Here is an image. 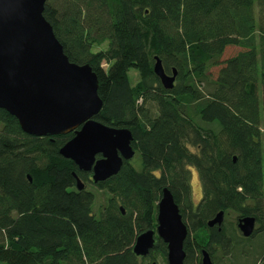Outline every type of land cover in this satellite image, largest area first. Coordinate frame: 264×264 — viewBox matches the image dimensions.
Returning a JSON list of instances; mask_svg holds the SVG:
<instances>
[{"label":"trees","instance_id":"16d2710c","mask_svg":"<svg viewBox=\"0 0 264 264\" xmlns=\"http://www.w3.org/2000/svg\"><path fill=\"white\" fill-rule=\"evenodd\" d=\"M45 2L64 54L97 75L94 119L131 132L141 168L125 161L93 184L106 194L97 219L95 194L75 184V175L86 185L91 174L59 153L75 132L35 137L0 109V262L154 264V254L166 262L159 238L147 257L132 251L140 233L157 227L164 188L187 227L184 264H201L202 249L212 260L231 255L225 226L207 227L218 212L256 219L250 237L263 232L264 0ZM228 47L240 50L222 59ZM154 57L176 70L173 89L152 73ZM192 169L201 190L194 208Z\"/></svg>","mask_w":264,"mask_h":264},{"label":"water","instance_id":"95a60500","mask_svg":"<svg viewBox=\"0 0 264 264\" xmlns=\"http://www.w3.org/2000/svg\"><path fill=\"white\" fill-rule=\"evenodd\" d=\"M45 3L0 0V109L16 118L23 133L35 137L74 131L59 153L78 170L91 172L92 184L105 182L118 173L123 162L134 157L131 132L94 119L102 109L97 75L90 65H76L64 54L43 16ZM153 62L152 73L159 83L166 90L173 89L176 70L166 72L158 57ZM75 184L79 191L85 188L77 175ZM162 191L156 210L157 227L140 233L132 251L136 257H147L159 238L167 245L166 264H184L187 227L171 191ZM223 218L224 212H218L207 221V227L217 225L220 230ZM237 220L241 235L250 237L256 219L247 216ZM200 255L201 264H212L206 250L202 249Z\"/></svg>","mask_w":264,"mask_h":264},{"label":"rangeland","instance_id":"374dc122","mask_svg":"<svg viewBox=\"0 0 264 264\" xmlns=\"http://www.w3.org/2000/svg\"><path fill=\"white\" fill-rule=\"evenodd\" d=\"M240 49V48H239ZM238 48L228 47L225 53L222 56V59H226L229 56H232L239 51ZM96 50V49H95ZM94 51V49L92 50ZM106 68V65H103ZM211 76L214 78L218 72L217 67L210 68ZM130 84H134L138 79V74L135 70H130L128 72ZM1 129V125H0ZM131 165L139 170L141 168L140 160L138 155H134V157L129 161ZM191 186L193 190V201L194 203H198L201 198V190H200V182L197 178L196 172L192 169L191 175ZM85 188L90 191L92 194H95L94 203H93V212L92 214L97 218H101V212L103 208V204L106 198V194H103L102 191H99L93 186L91 183H86ZM236 216L234 212H228L224 216V226L226 228V232L232 237L235 244L232 248L231 255L225 257L222 252H216L214 257L215 264H255L258 260H261V264H264V231L259 233V235L254 237L244 238L241 236L240 231L237 229L236 225ZM257 228V225L256 227ZM155 259L153 260L154 264H166L164 258L158 254H154ZM0 264H3L0 262Z\"/></svg>","mask_w":264,"mask_h":264},{"label":"flooded vegetation","instance_id":"af4514ba","mask_svg":"<svg viewBox=\"0 0 264 264\" xmlns=\"http://www.w3.org/2000/svg\"><path fill=\"white\" fill-rule=\"evenodd\" d=\"M97 159L98 158H100V156H97L96 157ZM88 173H90L91 175H90V181H91V177H92V173L91 172H88ZM192 182V181H191ZM92 183V182H91ZM191 190H192V186H191ZM193 191V190H192ZM193 208H194V202H193ZM238 219V218H237ZM236 219V220H237ZM223 220H224V218H223ZM238 221V220H237ZM224 225V222H223V224L221 225V227ZM237 225V224H236ZM216 227H217V230H218V226L217 225H215ZM255 226H256V224H255ZM214 228V227H213ZM220 230H221V228H220ZM220 230H218V231H220ZM255 230V229H254ZM255 232V231H254ZM253 235V234H252ZM202 256V255H201ZM198 257H199V255H198ZM211 262H212V264H213V260H212V258H211Z\"/></svg>","mask_w":264,"mask_h":264},{"label":"crops","instance_id":"0c3cea01","mask_svg":"<svg viewBox=\"0 0 264 264\" xmlns=\"http://www.w3.org/2000/svg\"><path fill=\"white\" fill-rule=\"evenodd\" d=\"M240 50V49H239ZM237 52H239V51H237ZM226 59H229V57H227Z\"/></svg>","mask_w":264,"mask_h":264}]
</instances>
